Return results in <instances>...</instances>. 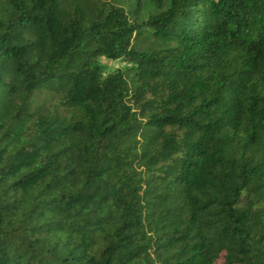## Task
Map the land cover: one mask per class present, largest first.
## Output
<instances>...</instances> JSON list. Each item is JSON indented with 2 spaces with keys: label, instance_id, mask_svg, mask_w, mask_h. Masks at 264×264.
Returning a JSON list of instances; mask_svg holds the SVG:
<instances>
[{
  "label": "trees",
  "instance_id": "obj_1",
  "mask_svg": "<svg viewBox=\"0 0 264 264\" xmlns=\"http://www.w3.org/2000/svg\"><path fill=\"white\" fill-rule=\"evenodd\" d=\"M0 264H264V0H0Z\"/></svg>",
  "mask_w": 264,
  "mask_h": 264
},
{
  "label": "rangeland",
  "instance_id": "obj_2",
  "mask_svg": "<svg viewBox=\"0 0 264 264\" xmlns=\"http://www.w3.org/2000/svg\"><path fill=\"white\" fill-rule=\"evenodd\" d=\"M100 63L105 67L106 74L114 73L117 70L125 73L129 67L123 60L114 61L102 58L100 59Z\"/></svg>",
  "mask_w": 264,
  "mask_h": 264
}]
</instances>
